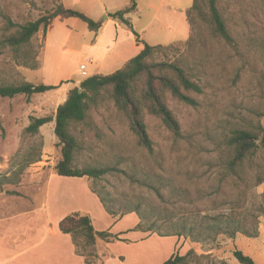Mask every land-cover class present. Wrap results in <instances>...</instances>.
Masks as SVG:
<instances>
[{"label": "rangeland", "instance_id": "374dc122", "mask_svg": "<svg viewBox=\"0 0 264 264\" xmlns=\"http://www.w3.org/2000/svg\"><path fill=\"white\" fill-rule=\"evenodd\" d=\"M136 1L138 14L133 21L144 44L164 48L178 45L160 50L149 61L166 63L180 59L185 62L183 67H189L203 93H189L198 103L194 107L179 102L168 90L158 86L180 126L179 133L175 134L160 117L150 113L149 104L143 97L144 83L142 80L136 82L133 96L141 108L153 143L150 153L139 144L131 129L129 115L117 106L109 92H102L89 102L87 121L71 128V134L78 142L73 168L108 170L99 180L88 178L89 188L105 197L108 206L117 213L111 215L106 211L112 218L124 217L126 227L130 225L132 215L139 219L136 213H127L136 205H141L147 215L151 209L152 212L159 210L154 212L155 215L163 211V216L179 228L186 227V237H174L185 239L192 246L187 254V264H230L235 251L253 254L256 264H264V254L260 253L264 249V229L258 230L256 237L239 233L231 238L227 234L216 236L211 230L200 228L202 225L207 229L212 224L207 216L225 219L236 216L240 221L251 220L254 216L260 228L264 214V195L261 194L264 190V143H261L260 130L264 129V0H218L217 7L233 39L232 44L214 33L209 6L204 0V22H200V27L205 43H193L189 47L187 18L189 34L184 37L183 25L173 12L175 7L190 5L191 8L194 0ZM59 4L60 0H0V85L31 83L57 84L58 87L30 98L24 95L13 99L0 97V120L5 134L3 136L0 130V168L6 169L12 179H48L51 172L55 173L54 167L61 158L55 122L41 127L35 135L27 133L26 128L33 117L55 118L56 110L66 101L69 90L86 79L73 74L82 62L90 60V56L72 53L70 50L79 49L60 42V22L55 25L49 41H44L43 30L32 39L28 50L37 55L36 69L19 65L13 51L5 44L6 38L16 32L18 26L38 20ZM130 4L131 0L127 6ZM156 12H159L158 20H153ZM87 16L100 21L104 15L96 11ZM160 21L166 25H161ZM96 65L91 64L86 70L92 72ZM237 130L259 135L260 147L233 172L230 165L234 151L228 141ZM6 146L12 147L11 153ZM238 179H243V183ZM258 180H262L261 185ZM144 183L153 185L156 190ZM37 191L40 193L35 198L36 204L46 186L42 185ZM158 226L163 231L167 227L163 221H159ZM192 228H195V236L189 235ZM145 234L156 241V249L151 248L155 252L151 264H162L169 259L172 253L167 248L172 237ZM125 241L131 243L133 239L129 237ZM93 250L96 253V247ZM113 251L127 254L126 249ZM180 251L179 248L175 253Z\"/></svg>", "mask_w": 264, "mask_h": 264}, {"label": "trees", "instance_id": "16d2710c", "mask_svg": "<svg viewBox=\"0 0 264 264\" xmlns=\"http://www.w3.org/2000/svg\"><path fill=\"white\" fill-rule=\"evenodd\" d=\"M202 2L204 0H194L192 7L186 13V18L190 26V37L187 42L188 47L193 46V43L198 45H204L205 43V39L202 36V28L200 27V22H204ZM217 3L218 0H207L211 13V24L214 26V33L226 42L232 44L233 39L228 32L223 16L217 7ZM136 9L137 4L135 0H132L128 7L110 14L109 17L122 22L133 31L131 23L126 19V16L134 13ZM70 18L79 19L86 23L92 32H98L103 25L102 22L94 21L80 11L69 9L63 4H59L51 13L40 17L38 20L18 26L17 31L6 38L5 44L11 48L16 60H19V65L36 69L37 55L34 51L28 50L31 46L32 39L41 30L46 33L56 19L66 20ZM175 47H151L144 44V48L140 54L131 59L121 70L107 76L95 75L88 77L78 87L69 90L66 101L57 108L55 118H31V124L27 127L26 132L32 135L37 134L41 127L53 121L55 122V136L58 140L57 147L61 151V158L54 167L56 175L66 178L87 177L99 180V178L108 172L106 169L76 170L73 168L74 158L78 150V142L71 134V128L73 125L82 124L87 121L89 102L97 98L102 92H109L117 106L129 115L131 129L138 137L139 144L150 153L153 152V143L147 133L141 115V108L133 96L136 82L142 80L144 83L143 97L149 104L150 113L160 117L170 131L175 134L179 133L180 126L172 111L167 107L158 86L163 90H168L173 98L179 102L194 107L198 103L189 93L202 94L203 89L198 82L193 80L189 67H183L185 62L183 63L180 59L166 63L149 61L160 50H168L169 48L172 49ZM56 89H58L57 86L34 85L31 83H24L18 86L0 85V97L13 99L17 96L24 95L30 98L34 95L45 94ZM0 130L3 134L4 130L1 120ZM260 130L262 133L261 143H264V129L261 128ZM259 139V135L253 132L237 130L233 133L228 141L229 147L234 151V157L230 165L233 172L244 163L248 155H253L257 152L260 147L258 143ZM238 180L243 183V179ZM257 183L261 185L262 180H258ZM144 185L156 190L153 185H148V183H144ZM93 192L98 195L108 213L117 215L108 206L105 197L101 196L95 190ZM157 194L162 196L159 191H157ZM141 208V205H136L127 211V213L137 214L140 222L136 229L144 233L156 234L160 237H186V227L179 228L172 220L165 215L163 216V211L155 215L154 212L159 210L152 212L153 210L151 209L147 212V215ZM153 218H155L154 221H152ZM206 218L213 221L212 224L207 229L202 225H200V228L203 231L211 230L216 236L227 234L231 238H234L239 233L249 237L258 236L259 227L255 221L257 218L254 216H252L251 220L246 219L241 221L236 216H230L227 219L224 217L214 218L210 216ZM159 221H163L167 225L164 229L165 231L162 230L161 226H158ZM59 228L63 234L69 235L72 238L76 249L85 257L87 263H93L97 259L93 248L98 240L105 242L120 241L118 237L108 231H96L91 217L86 214L74 213L65 217L60 222ZM194 229L192 228L189 231L190 236H195L193 234ZM234 257L240 264H256L251 257L246 256L241 251H235ZM163 264H187V255L180 256L179 254H175Z\"/></svg>", "mask_w": 264, "mask_h": 264}, {"label": "crops", "instance_id": "0c3cea01", "mask_svg": "<svg viewBox=\"0 0 264 264\" xmlns=\"http://www.w3.org/2000/svg\"><path fill=\"white\" fill-rule=\"evenodd\" d=\"M129 2L130 0H60V4L66 8L80 10L87 15L92 16L96 11L101 12V15H104L103 20L98 22H102L103 25L98 32H92L88 25L79 19H56L45 33L44 41L46 39L49 41L55 25L60 22L62 26L60 42L74 45L79 49L70 50L72 53L90 56V60L82 62L73 76L81 75L82 69L87 73V77L82 76L83 78L113 74L138 56L144 48L145 40L133 21L134 16L138 14L139 4L134 13L126 16L133 31L122 22L109 17L110 14L128 7ZM117 7L121 9L118 10ZM189 7L190 5L186 8L175 7L176 10L173 12L183 25L184 37L189 34L188 24L185 22ZM158 13H154L153 20H158ZM160 24L166 25L161 21ZM75 42L79 44L76 45ZM94 63L97 65L92 72L86 70ZM81 81L83 80L79 82ZM9 148L11 153L12 147ZM7 172L6 169L0 168V264H151V261L155 260V252L151 248L156 249V241L152 236L142 234L136 229L140 220L132 215L129 219L130 225L126 227L123 216L112 218L106 212L98 195L89 188L90 179L87 177L66 178L51 172L48 179H12L8 177ZM56 176L59 179H55ZM42 185L46 186V191L40 195V202L36 204L35 198L40 193L37 190ZM261 194L264 195V190ZM74 213L89 215L96 231H108L118 236L121 241L98 240L95 245L97 259L93 263H87L85 257L76 249L72 238L63 234L59 228L60 222ZM263 229L264 214L260 220L259 231L262 232ZM129 237L133 242L125 241ZM170 240L172 241H168L170 245L167 248L172 253L170 258L175 254L186 256L192 250L191 244L185 239L172 237ZM117 248L126 249L127 254L113 251ZM179 248L181 251L175 253ZM105 249H110V253ZM260 253L264 254L263 248ZM246 255L256 261L253 254ZM218 259L221 260V257ZM230 264L240 263L234 257Z\"/></svg>", "mask_w": 264, "mask_h": 264}, {"label": "built area", "instance_id": "2783aa9c", "mask_svg": "<svg viewBox=\"0 0 264 264\" xmlns=\"http://www.w3.org/2000/svg\"><path fill=\"white\" fill-rule=\"evenodd\" d=\"M80 74H81V76H83V77H87V73H86V71H84L83 69L80 71Z\"/></svg>", "mask_w": 264, "mask_h": 264}]
</instances>
